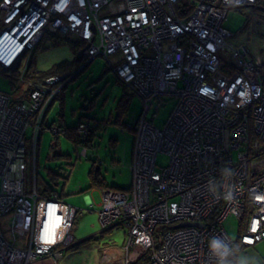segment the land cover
Here are the masks:
<instances>
[{
    "label": "built area",
    "instance_id": "obj_1",
    "mask_svg": "<svg viewBox=\"0 0 264 264\" xmlns=\"http://www.w3.org/2000/svg\"><path fill=\"white\" fill-rule=\"evenodd\" d=\"M257 1L0 0V66L12 69L28 59L23 76L44 37H71L84 43L85 64L105 58L143 100L132 128L131 187L102 191L101 222L128 229L121 260L107 264H133L139 257L134 247L149 251L144 264H215L209 241L235 243L224 227L230 215L240 226L249 214L240 236L244 246L264 240V66L231 41L226 27L231 10ZM70 79L48 76L24 102L0 91V264H62L74 243L78 208L57 193L42 196L37 174L44 116L60 90L56 85ZM167 97L176 104L157 126ZM92 129L84 122L77 134L85 138ZM52 130L66 137L64 129ZM160 154L169 157L167 165L158 164ZM20 215L30 221L24 246L17 245Z\"/></svg>",
    "mask_w": 264,
    "mask_h": 264
},
{
    "label": "rangeland",
    "instance_id": "obj_2",
    "mask_svg": "<svg viewBox=\"0 0 264 264\" xmlns=\"http://www.w3.org/2000/svg\"><path fill=\"white\" fill-rule=\"evenodd\" d=\"M226 27L234 34L231 41L238 47L245 46L254 61L264 63V0L240 10H231ZM148 54L151 55L152 50ZM32 59L38 72L48 71L59 62L69 60L75 64L74 72L78 73L85 64L75 61V51L69 42L55 44L49 37L41 40ZM27 60L22 62V66ZM8 74L10 71H0V91L5 93L14 91ZM22 77L21 74L16 82L18 86L25 84H20ZM72 78L68 81L63 104H61L63 98L60 97L53 106L51 105L52 107L50 106L51 109L40 131L37 154L39 187L54 188L67 204L79 210L72 230L77 248L66 251L62 264L118 263L122 258L121 247L128 238V229L126 226H104L101 222L99 211L102 190L89 188L91 182L89 173L92 169H100L109 186L130 187L133 179L132 158L135 139L132 128L137 124L145 106L141 97L133 95L118 81L114 70L103 57L94 59L73 81ZM61 85L62 82L56 85L57 88L60 87L59 92L63 88ZM125 93L132 94V99L128 112L120 117L118 104ZM166 99V105L155 115L154 123L157 126L166 123L176 104L175 99L169 97ZM152 115L153 110L148 117L151 118ZM62 117L68 126H77L80 121L95 124V120H105V123H102V128H97L92 145L85 146L84 143L68 140L64 135H60L59 138L54 135L52 129L55 124L62 125ZM31 135L32 131L29 130L27 136ZM58 142L59 151L67 156H54L52 146ZM32 143L33 141L28 142L29 151L33 150ZM85 148L86 155L83 153ZM168 162L169 157L166 154L159 155V165H167ZM52 174L58 175V184L51 179ZM28 176L33 182V164L30 159ZM17 220L18 234L27 235L30 228L29 218L20 215ZM3 222L6 223V220ZM224 227L235 241L239 238V220L235 216L230 215L224 222ZM134 253L136 247L132 250V254ZM109 256L113 257L109 259Z\"/></svg>",
    "mask_w": 264,
    "mask_h": 264
},
{
    "label": "trees",
    "instance_id": "obj_3",
    "mask_svg": "<svg viewBox=\"0 0 264 264\" xmlns=\"http://www.w3.org/2000/svg\"><path fill=\"white\" fill-rule=\"evenodd\" d=\"M261 1H263V0H258L257 1V4H259ZM49 38L52 39V40H54V43L55 44H59L61 42H69L73 46L74 51H75V61L78 62L77 56H78L79 52L82 49H84V47H85V45H84L83 42H80V40L73 41L69 37H66V36H54V37H49ZM80 61L82 62V64L85 63V58H82ZM73 65H75L73 62H71L69 60H63V61L59 62L57 65H55L53 68H51L48 71H40V72H38V71H36V68L34 66V60L31 58V60L27 64V67L25 68L24 74H23V77H24V79L26 81V83L24 84L25 87H23L24 85L22 86V84L18 86V84L16 83L20 79L21 74L23 73L21 71L22 66H17V67L12 68V69H6V68H3L2 66H0V71L1 72H8V71H10V74H8V75L10 77V81H11V84H12V86L14 88V91H12L9 94L12 95L13 102H24V101H28L29 100L30 93H31V91L34 88L33 85L36 84V83H38V82H40V81H42V80H44L48 76L68 74V78L69 77L70 78L73 77L72 78V81H73L77 77V75L84 68H86L88 66V65H86L85 67H83V69H81L80 72L75 73L74 72V69H73ZM263 66H264V63H263ZM118 81L125 87V89H129L119 79H118ZM30 83H32V84L31 85H28ZM27 85H28V87H27ZM67 86H68V84L66 86H64L61 89L60 92H58V94H57L54 102H56L57 100H59L60 97L63 98V100H61V101H64V93H65V90H66ZM131 93L133 95H135L132 91H131ZM132 94L125 93L123 95V97L120 98L119 104H118V109H119L118 114H119L120 117H122L124 114H126L128 112L129 105H130V101L132 99ZM91 103H93V100H91ZM54 104L55 103H52L51 105L53 106ZM51 107H49V109L47 110V113L44 116V123H45V120H46L47 115L49 114V110L51 109ZM252 119L253 118H251V116H250V119L249 120H252ZM62 122H63L62 125H59L58 127H60L61 129H64L66 131V138L68 140H72V141H74L76 143H84L85 146H90V145H92V140H93L94 134L96 133V131L98 129L102 128V123H105V120H103V121L95 120V122H96L95 124L90 123V122H87V123H89V125L93 126L94 129H92L91 132H90V134L87 137H85V138H81L77 134L78 126L81 123H84L83 121H80V123L77 126H68L66 123H64L65 120L62 117ZM107 123H109V121ZM56 125L57 124H55L54 126H56ZM54 135L57 138H59V136H60V135H57V134H54ZM57 146H59V142L55 146H52V149H54V152H55V155L54 156L55 157L67 156L64 153H61L59 151V149H58ZM96 164H97V162L94 163V167L96 166ZM37 167H38V161H37ZM89 177H90V181H91L90 182V186H89L90 189L91 188L92 189H96L97 188V189H100L102 191L105 190V189L127 190V189H129L131 187V185H130V187L109 186V184L107 183L106 177L103 175V173L101 172L100 169L99 170L92 169L90 171V173H89ZM51 179L54 181L55 184H58V181H57L58 180V175L52 174ZM39 192H40V194L42 196H45L47 198L54 197L55 193H57L59 195V197L62 198V195H60L54 188H52L50 186H45L42 189L39 187ZM248 217H249V214L247 213L245 215V217L243 218V220L240 222V226H239L240 236H241V234L244 231L245 224H246V221H247ZM116 225L117 226H124L123 224H116ZM240 236L235 241V244H238L239 245V252H241L243 250L242 247H244V245L241 243ZM76 248H77V244L76 243H73L70 246H68V247L65 248V253L69 249L75 250ZM137 253L139 254V257H138V259L136 261L133 262V264H144V263H146L148 261L149 251H146V250L140 251L138 248H136V254Z\"/></svg>",
    "mask_w": 264,
    "mask_h": 264
},
{
    "label": "clouds",
    "instance_id": "obj_4",
    "mask_svg": "<svg viewBox=\"0 0 264 264\" xmlns=\"http://www.w3.org/2000/svg\"><path fill=\"white\" fill-rule=\"evenodd\" d=\"M231 198V193L226 199ZM209 252L215 258V264H258L255 257L240 254L239 245L229 243L224 238L213 237L209 241Z\"/></svg>",
    "mask_w": 264,
    "mask_h": 264
},
{
    "label": "crops",
    "instance_id": "obj_5",
    "mask_svg": "<svg viewBox=\"0 0 264 264\" xmlns=\"http://www.w3.org/2000/svg\"><path fill=\"white\" fill-rule=\"evenodd\" d=\"M61 104H63V101L61 102ZM62 199L64 200L63 197H62ZM8 219H9V217H5L3 220H6V223H4L2 220V224H3L4 228L6 229L7 236L11 237V235H10L11 233L9 231ZM29 231H30V228H29ZM28 238H29V233L27 235L22 234L21 236H20V234H18L17 245H19V246L26 245L28 242ZM242 248H243V250L240 252V254L255 257L256 260L258 261V264H264V240L255 244L254 246H244ZM33 264H49V263H48V260H43V261H38V262L33 263Z\"/></svg>",
    "mask_w": 264,
    "mask_h": 264
},
{
    "label": "water",
    "instance_id": "obj_6",
    "mask_svg": "<svg viewBox=\"0 0 264 264\" xmlns=\"http://www.w3.org/2000/svg\"><path fill=\"white\" fill-rule=\"evenodd\" d=\"M83 56H84V50L82 49V50L79 52L78 56H77V60L80 61V60L83 58ZM88 64H89V63H88ZM88 64H84L83 67H85V66L88 65ZM82 69H83V68H82ZM183 225H187V224H183ZM198 225H200V224H198Z\"/></svg>",
    "mask_w": 264,
    "mask_h": 264
}]
</instances>
